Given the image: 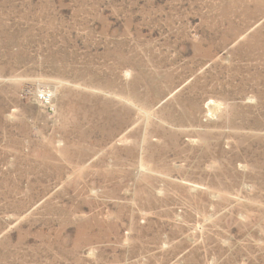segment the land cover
Wrapping results in <instances>:
<instances>
[{
    "label": "rangeland",
    "instance_id": "obj_1",
    "mask_svg": "<svg viewBox=\"0 0 264 264\" xmlns=\"http://www.w3.org/2000/svg\"><path fill=\"white\" fill-rule=\"evenodd\" d=\"M0 264H264V0H0Z\"/></svg>",
    "mask_w": 264,
    "mask_h": 264
},
{
    "label": "built area",
    "instance_id": "obj_2",
    "mask_svg": "<svg viewBox=\"0 0 264 264\" xmlns=\"http://www.w3.org/2000/svg\"><path fill=\"white\" fill-rule=\"evenodd\" d=\"M40 98L44 101V102H49L51 99V94L49 91L43 90L40 94Z\"/></svg>",
    "mask_w": 264,
    "mask_h": 264
}]
</instances>
